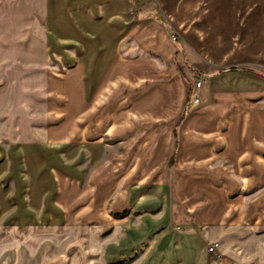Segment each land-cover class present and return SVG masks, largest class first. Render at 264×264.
I'll return each mask as SVG.
<instances>
[{
  "label": "crops",
  "instance_id": "crops-1",
  "mask_svg": "<svg viewBox=\"0 0 264 264\" xmlns=\"http://www.w3.org/2000/svg\"><path fill=\"white\" fill-rule=\"evenodd\" d=\"M3 222L69 264H264V0H0Z\"/></svg>",
  "mask_w": 264,
  "mask_h": 264
},
{
  "label": "rangeland",
  "instance_id": "rangeland-1",
  "mask_svg": "<svg viewBox=\"0 0 264 264\" xmlns=\"http://www.w3.org/2000/svg\"><path fill=\"white\" fill-rule=\"evenodd\" d=\"M133 7L136 8L134 1ZM173 37L179 41L177 35H172V40ZM29 231L24 227L15 229L7 222L0 223V264H41L44 261L51 262L49 260L53 261L56 257H62L64 264L71 262V245L77 239L64 238V243L55 247L52 242L54 233Z\"/></svg>",
  "mask_w": 264,
  "mask_h": 264
},
{
  "label": "built area",
  "instance_id": "built-area-1",
  "mask_svg": "<svg viewBox=\"0 0 264 264\" xmlns=\"http://www.w3.org/2000/svg\"><path fill=\"white\" fill-rule=\"evenodd\" d=\"M173 40L176 41L177 38H176V37H173ZM203 83H204L203 80L196 81V82H195V85H194V90H195V91H198V90L202 87ZM193 102H194L195 104H198L200 101H199V99H198L197 97H194V98H193ZM217 248H218L217 245H213V246H211V247L209 248V251H210L211 253L215 254V256H216L217 258H219L220 256H219V254L217 253Z\"/></svg>",
  "mask_w": 264,
  "mask_h": 264
}]
</instances>
